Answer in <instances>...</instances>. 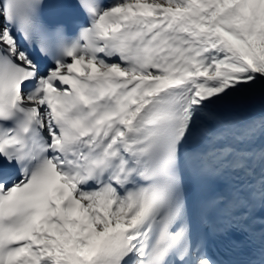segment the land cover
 <instances>
[{"label": "snow or ice", "instance_id": "6c2138e0", "mask_svg": "<svg viewBox=\"0 0 264 264\" xmlns=\"http://www.w3.org/2000/svg\"><path fill=\"white\" fill-rule=\"evenodd\" d=\"M256 93L264 0H0V264H264Z\"/></svg>", "mask_w": 264, "mask_h": 264}, {"label": "bare ground", "instance_id": "6f19581e", "mask_svg": "<svg viewBox=\"0 0 264 264\" xmlns=\"http://www.w3.org/2000/svg\"><path fill=\"white\" fill-rule=\"evenodd\" d=\"M242 97L249 100V99H252L253 97L258 99V97L263 98L264 96H262L260 93H256V94H245V95H242Z\"/></svg>", "mask_w": 264, "mask_h": 264}]
</instances>
